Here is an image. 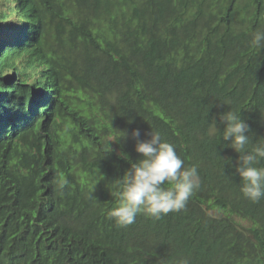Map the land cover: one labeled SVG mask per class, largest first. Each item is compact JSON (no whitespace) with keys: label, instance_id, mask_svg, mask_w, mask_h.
Listing matches in <instances>:
<instances>
[{"label":"trees","instance_id":"1","mask_svg":"<svg viewBox=\"0 0 264 264\" xmlns=\"http://www.w3.org/2000/svg\"><path fill=\"white\" fill-rule=\"evenodd\" d=\"M257 29L264 0H0V264H264V199L241 193L218 115L264 137ZM135 128L200 187L121 228Z\"/></svg>","mask_w":264,"mask_h":264},{"label":"clouds","instance_id":"2","mask_svg":"<svg viewBox=\"0 0 264 264\" xmlns=\"http://www.w3.org/2000/svg\"><path fill=\"white\" fill-rule=\"evenodd\" d=\"M250 44L264 49V29H257L252 34ZM218 115L224 124L222 139L227 142L225 146L239 154L234 168L240 177V191L245 198L258 203L264 199V166H260L264 161V137L253 144L250 125L241 114L230 109ZM130 135L141 158L131 162L127 153H119L121 158L130 161L131 166L115 185L116 191L111 194L117 203L108 212V217L121 228L133 224L141 213L160 219L170 212L185 209L190 196L200 187L197 167H185L175 146L162 139L158 131L145 132L147 139L141 138L139 128L132 129Z\"/></svg>","mask_w":264,"mask_h":264}]
</instances>
